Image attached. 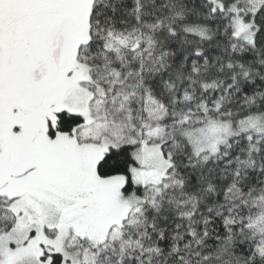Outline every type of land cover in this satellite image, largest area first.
Wrapping results in <instances>:
<instances>
[{
  "label": "snow or ice",
  "instance_id": "1",
  "mask_svg": "<svg viewBox=\"0 0 264 264\" xmlns=\"http://www.w3.org/2000/svg\"><path fill=\"white\" fill-rule=\"evenodd\" d=\"M0 264H264V0H0Z\"/></svg>",
  "mask_w": 264,
  "mask_h": 264
}]
</instances>
